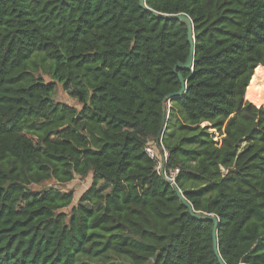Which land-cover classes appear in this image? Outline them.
Masks as SVG:
<instances>
[{"label": "trees", "instance_id": "16d2710c", "mask_svg": "<svg viewBox=\"0 0 264 264\" xmlns=\"http://www.w3.org/2000/svg\"><path fill=\"white\" fill-rule=\"evenodd\" d=\"M144 4L194 28L168 110L184 22L139 0H0V264H219L212 221L190 216L149 143L193 209L217 216L223 262L264 264V0ZM59 85L77 105L54 99ZM89 173L75 204L30 189Z\"/></svg>", "mask_w": 264, "mask_h": 264}, {"label": "water", "instance_id": "95a60500", "mask_svg": "<svg viewBox=\"0 0 264 264\" xmlns=\"http://www.w3.org/2000/svg\"><path fill=\"white\" fill-rule=\"evenodd\" d=\"M139 5L142 8L149 10L153 14V16H155L157 18L179 20V21H182L186 24L187 42L189 45L188 46V53H187V56H186V59L184 62L178 61L173 66L172 71L178 77L179 87L177 90L170 92L164 96L163 103L165 105L169 106L171 101L177 99L179 96L184 94V92L186 91V84H187L188 80L183 77V75L179 72V70L186 71V70H191L193 68V59H194V53H195L194 52L195 37H194V28L192 25V21L188 15L183 14V13L164 14V13H160V12L148 9L144 4V0H139ZM166 119H167V115H166V113H164L163 114V122ZM161 134H162V132H160L155 138L157 144H159V142H160ZM159 151H160V153H162V162H161V165L159 167L160 168L159 174L163 177V179L168 184H170L174 188L177 197L181 200L183 205H185V207L187 208L188 213L190 214L191 217H193L197 220H200V221H212L213 225H212V230H211V238H212L213 251H214L215 256L218 260V263L219 264H225L223 262V260L221 259L219 252H218L217 232H218L219 220H218L217 216H215L214 214H209V213H205V212L197 211V210L193 209V207L191 206L189 201H187V199H185L182 191L176 186L174 179H170V178L166 177V175H165V162L167 159V157H166L167 153L164 154L161 150H159Z\"/></svg>", "mask_w": 264, "mask_h": 264}, {"label": "rangeland", "instance_id": "374dc122", "mask_svg": "<svg viewBox=\"0 0 264 264\" xmlns=\"http://www.w3.org/2000/svg\"><path fill=\"white\" fill-rule=\"evenodd\" d=\"M41 74L43 75L42 77L44 81L46 82L51 81V77L49 75L44 74V73H41ZM54 99L57 101L66 102L72 105H77L78 103L77 100L69 97V95L61 89L60 85L58 86L57 93ZM168 107L169 106L167 105L166 110H168ZM148 148L152 149L154 154H156V156L159 159V164L157 167V170L159 171L160 169L159 167L162 162V153H160L159 150L163 151L164 154L166 152L161 149L162 147L156 148L155 145H153L152 143H149ZM91 178H92V174L89 173L86 177L75 176L72 181L65 183V184H59L55 182L54 180H47L39 184L30 185V189L31 190H43V189H48V188H56L60 191L72 192L74 194L73 204H75L77 202L78 197L82 194V192L89 187L91 183ZM109 263L124 264L126 263V261L122 259L121 257L113 255V254H108V256L104 258H99V259L83 258L81 260V264H109Z\"/></svg>", "mask_w": 264, "mask_h": 264}, {"label": "built area", "instance_id": "2783aa9c", "mask_svg": "<svg viewBox=\"0 0 264 264\" xmlns=\"http://www.w3.org/2000/svg\"><path fill=\"white\" fill-rule=\"evenodd\" d=\"M146 152L148 153V155H149L150 157H154V156H155L153 150L150 149V148H146ZM175 173H176V171H173V172H171L169 175H166V173H165V175H166V177H168V178H170V179H173V176L175 175Z\"/></svg>", "mask_w": 264, "mask_h": 264}, {"label": "bare ground", "instance_id": "6f19581e", "mask_svg": "<svg viewBox=\"0 0 264 264\" xmlns=\"http://www.w3.org/2000/svg\"><path fill=\"white\" fill-rule=\"evenodd\" d=\"M167 106V105H166Z\"/></svg>", "mask_w": 264, "mask_h": 264}]
</instances>
